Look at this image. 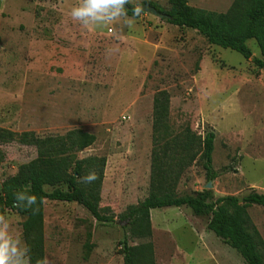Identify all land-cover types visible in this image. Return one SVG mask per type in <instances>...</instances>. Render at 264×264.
Instances as JSON below:
<instances>
[{
    "label": "rangeland",
    "instance_id": "obj_1",
    "mask_svg": "<svg viewBox=\"0 0 264 264\" xmlns=\"http://www.w3.org/2000/svg\"><path fill=\"white\" fill-rule=\"evenodd\" d=\"M188 1L225 12L234 0ZM78 3L0 0V127L39 136L81 129L96 139L79 157L106 159L99 209L115 221L99 222L77 202L45 200V264H124L127 222L121 215L150 192L153 105L160 90L170 95L175 129L189 126L199 142L215 132V197L264 193V70L151 12L85 28L70 17ZM129 3L170 9L168 0ZM248 44L261 57L257 42ZM1 148L0 191L37 156L35 147L19 142ZM199 156L182 176L179 195L210 182ZM245 209L264 241V206ZM6 217L10 231L26 243L25 217L16 211ZM207 222L185 206L153 209L151 236H129V244L144 255L140 264H246Z\"/></svg>",
    "mask_w": 264,
    "mask_h": 264
},
{
    "label": "trees",
    "instance_id": "obj_2",
    "mask_svg": "<svg viewBox=\"0 0 264 264\" xmlns=\"http://www.w3.org/2000/svg\"><path fill=\"white\" fill-rule=\"evenodd\" d=\"M168 2L170 9L167 11L154 6L166 14L169 23L195 29L211 44L237 51L246 59L252 58L253 63L264 70V0H234L225 12L198 8L188 0ZM134 7L137 6L128 3L125 12L132 15ZM251 39L257 42L261 57L253 55L248 44ZM153 133L150 192L121 215L127 222V235L123 240L124 264L141 263L144 255L129 244V236H151V211L182 206L191 209L195 216L208 217V229L234 248L246 264H264V241L245 209L247 204L264 206V193L254 190L244 196L240 204V197H215L212 189L184 195L177 192L182 176L198 155L208 181L218 177L213 164L215 132L208 131L199 142L189 126L175 129L170 123V95L160 90L154 97ZM95 139L93 134L81 129H72L62 135L39 136L33 131L19 133L0 127V160L5 158L2 144L19 142L37 151L34 159L22 164L15 175L2 183L0 191V216L16 211L25 217L23 230L30 249L29 264H45L42 230L45 200L77 202L97 221H115L112 215L102 214L99 209L106 159L79 157V152L92 145ZM89 172L94 173L96 179L82 183L81 178ZM21 191L36 196L37 204L33 206L36 211L13 206L15 193Z\"/></svg>",
    "mask_w": 264,
    "mask_h": 264
},
{
    "label": "clouds",
    "instance_id": "obj_3",
    "mask_svg": "<svg viewBox=\"0 0 264 264\" xmlns=\"http://www.w3.org/2000/svg\"><path fill=\"white\" fill-rule=\"evenodd\" d=\"M130 0H79L76 6L70 10V17L74 22H79L83 27H101L120 17L126 16L124 6ZM141 9H132L133 17L139 16ZM128 27H133V19L125 21ZM96 179V175L89 172L81 178L82 183H91ZM43 201H41L42 203ZM37 204L35 195L26 192H17L14 195V207L31 208ZM30 249L23 241L22 237L10 231V222L6 216H0V264H28Z\"/></svg>",
    "mask_w": 264,
    "mask_h": 264
},
{
    "label": "water",
    "instance_id": "obj_4",
    "mask_svg": "<svg viewBox=\"0 0 264 264\" xmlns=\"http://www.w3.org/2000/svg\"><path fill=\"white\" fill-rule=\"evenodd\" d=\"M128 4H126L124 7H127ZM141 12H151L155 15L158 16H162V17H166V14L161 12L160 10H158L154 5L150 4V3H144L141 7ZM213 186L212 181H210L207 186L206 189H211V187ZM239 201L242 202L243 198H239Z\"/></svg>",
    "mask_w": 264,
    "mask_h": 264
}]
</instances>
